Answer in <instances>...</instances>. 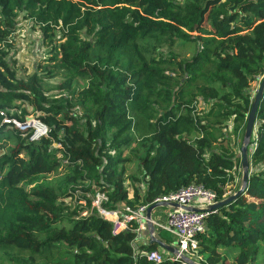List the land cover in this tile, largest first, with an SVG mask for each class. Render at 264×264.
I'll return each instance as SVG.
<instances>
[{
	"label": "trees",
	"instance_id": "1",
	"mask_svg": "<svg viewBox=\"0 0 264 264\" xmlns=\"http://www.w3.org/2000/svg\"><path fill=\"white\" fill-rule=\"evenodd\" d=\"M20 12L49 46L46 76L65 74L66 90L88 79L69 91L81 98L45 103L41 78H18L6 48ZM0 16V109L28 101L50 129L31 141L32 130L24 139L0 125V144L15 140L0 154V264L264 263V0H0ZM250 119L247 182L229 193ZM135 160L139 173L126 175ZM192 183L218 198L200 263L149 260L159 243L138 244L135 221L115 232L93 203L150 208ZM231 247L233 261L220 252Z\"/></svg>",
	"mask_w": 264,
	"mask_h": 264
},
{
	"label": "rangeland",
	"instance_id": "2",
	"mask_svg": "<svg viewBox=\"0 0 264 264\" xmlns=\"http://www.w3.org/2000/svg\"><path fill=\"white\" fill-rule=\"evenodd\" d=\"M2 22V18L0 16V23ZM11 33L9 34V41L10 44L9 47L6 48L8 51L7 59L10 62V65L14 68V70L17 73V76L19 79L23 81H28L31 79L34 75L41 78V84H40V91L42 92V100L45 103L48 102H54V103H61L63 102L64 98L69 94L70 90L73 89H79L84 90L88 88V79L82 78V77H75L72 83V87L69 90L64 89V85L66 82V76L65 74H57L53 77L46 76L43 73V68L49 63H46V58H50L52 56L51 52L49 51V46H46L43 42L42 37V31L40 29V26L30 17L27 16L25 12H20L18 17L16 18L15 25L13 28L10 29ZM60 35H58V38ZM181 53L182 56L190 57L193 52V47L191 44H188L186 49L181 50L179 47L176 49ZM260 79H257L255 82H253L249 88V92L255 96L257 94V91L260 87ZM81 98L82 94H74L70 95L71 98ZM201 110L206 109L207 107L205 105H202ZM70 112H72L74 115L81 116L82 110L81 107H72L69 109ZM40 111H37L36 107L33 106L28 101H21V100H15L12 103L7 104L3 108L0 109V125L7 123L8 127L7 129H12L13 127H19L18 120H24L21 122H25L27 120H41L39 118ZM33 129V128H30ZM26 132V131H23ZM28 131L27 133H24L22 135V138H28ZM228 133L230 131H227ZM245 133L242 132L240 137L237 140V145H235L236 149L238 150L239 157L242 158L241 153L239 152L240 146L244 143L243 136ZM15 140H11L6 142V140L1 143L0 148V154L4 153L6 147L8 145H13ZM243 142V143H242ZM131 150L127 152L128 155H130ZM138 155H143L142 153H138ZM250 157H251V150H250ZM127 174L130 175L132 173H139V162L138 160H135L133 163H128L126 165ZM242 166H238V172L236 176V182L235 184L228 186V192H235L236 189L241 185L243 181V171ZM60 170V169H58ZM57 174H52L47 177L46 180H51L52 178H56ZM129 184V181H128ZM162 237H166L165 235H162ZM238 247H231L227 251H224L220 249L221 252H223V255H226L229 259V261L234 260V256L239 252ZM160 250V249H159ZM262 250L264 252V246H262ZM162 253H165L166 250L161 249ZM194 259H190L191 261H196L197 263H200L203 256H200L196 254ZM264 264V263H262Z\"/></svg>",
	"mask_w": 264,
	"mask_h": 264
},
{
	"label": "built area",
	"instance_id": "3",
	"mask_svg": "<svg viewBox=\"0 0 264 264\" xmlns=\"http://www.w3.org/2000/svg\"><path fill=\"white\" fill-rule=\"evenodd\" d=\"M19 127L22 132L26 131L24 133L29 130L33 131L30 136L31 141L39 140L50 133L49 127L42 120H27L20 123ZM106 200V197L101 194L93 200V203L99 207L106 219L114 222L115 232L129 228L133 221L139 223V225L147 223L148 205H140L136 210L126 206L121 208V211H112L102 207V203ZM217 201L218 198L214 192L196 183L158 197L156 199L157 203H167L172 209L168 213L165 224L162 225L153 220L154 225L164 226L176 234L179 251L178 253H170L168 251L162 253L160 250H153L148 254L149 260L159 263L170 256L172 260H183L186 262L185 256L193 258L197 254L194 250L197 248L198 237L207 230V218L211 213L209 207L217 203ZM194 204H198L199 209H189ZM140 229L139 227V231Z\"/></svg>",
	"mask_w": 264,
	"mask_h": 264
},
{
	"label": "crops",
	"instance_id": "4",
	"mask_svg": "<svg viewBox=\"0 0 264 264\" xmlns=\"http://www.w3.org/2000/svg\"><path fill=\"white\" fill-rule=\"evenodd\" d=\"M197 205L194 204L192 208L199 209ZM171 209H172V207L168 204L167 205H160V206L156 207L155 209H153L152 218L157 223L163 225V224H165L168 213ZM140 228L141 229L139 231V235H138V239H137L138 244L148 243L152 237V234L156 238L162 240L164 243H166L170 246H177V244H178V237L176 236V234L164 226L155 224L153 233L150 231L151 227L147 223L146 224H144V223L140 224ZM162 235H165L166 237L164 238V237H162ZM159 246H160V250L163 249L160 244H159ZM163 250H165V249H163ZM221 250H223V249H221ZM224 251H226V250L224 249ZM222 254H224V253L222 252Z\"/></svg>",
	"mask_w": 264,
	"mask_h": 264
},
{
	"label": "water",
	"instance_id": "5",
	"mask_svg": "<svg viewBox=\"0 0 264 264\" xmlns=\"http://www.w3.org/2000/svg\"><path fill=\"white\" fill-rule=\"evenodd\" d=\"M263 87H264V84L261 85L260 87V93L262 92L263 90ZM259 97V95H258ZM252 128H253V120L250 119L249 123H248V127H247V130H246V133H245V138H244V146H243V167H244V173H243V185L246 184L247 182V177H248V170H249V163H248V159H249V156H248V152H247V147H248V144H249V140H250V137L252 135ZM243 190V188L240 189V192ZM216 204V203H215ZM215 204H212L209 209H213V206H215ZM160 205H167V203H156L155 205L151 206L150 208L148 207V210H147V218H148V221H147V224L151 227V232L153 233L154 231V222H153V218H152V211L153 209H155L156 207L160 206ZM189 209H193V208H189ZM150 241H156L158 242L163 249H165L166 251L170 252V253H178V248L177 246H170L166 243H164L162 240L156 238L153 234H152V237L150 239ZM185 260L188 261V257H184Z\"/></svg>",
	"mask_w": 264,
	"mask_h": 264
}]
</instances>
